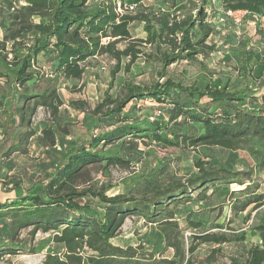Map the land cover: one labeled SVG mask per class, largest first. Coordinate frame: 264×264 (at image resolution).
I'll list each match as a JSON object with an SVG mask.
<instances>
[{"label":"trees","instance_id":"16d2710c","mask_svg":"<svg viewBox=\"0 0 264 264\" xmlns=\"http://www.w3.org/2000/svg\"><path fill=\"white\" fill-rule=\"evenodd\" d=\"M89 1L0 0V78L4 79L0 107L6 125L0 157L10 160L15 153H26L27 139L35 134L31 116L38 107L56 119L63 101L54 76L80 80L87 58L104 54L113 59L112 82L116 73L129 71L135 59L143 56L157 64L156 78L141 83L127 79L114 98L105 90L103 99L90 112L92 127L99 128L107 118L115 120L96 135L74 142L52 163L51 171L43 166L30 176L27 186L21 179L2 181L6 185L3 191L22 188L24 194L17 200H0V258L35 253L26 238L19 237L22 229L30 228L29 241L38 231H53L52 240L62 248L60 254L46 253L40 264H264V219L252 227L260 242L247 245L244 232L209 231L223 225H207L193 211L177 215V204L205 200L209 189L226 191L231 184L242 187L225 193L228 199L217 209L221 213L228 204V222L247 208L249 217L250 211L264 202V186L254 181L256 169L264 170V107L246 106L248 98L264 89V62L249 65L252 55L246 48L239 58L243 77L257 82L254 90L247 81L232 86L222 85L219 79L212 81V74L199 60L214 48L206 42L213 30L206 21L207 0H191L179 11L176 8L183 0L139 1L133 11L122 14L115 10L116 0H94L91 5ZM216 1L223 10H245L243 21L260 28L264 0ZM135 23L141 26L144 37L132 34ZM119 43L124 45L119 47ZM123 57L127 61L121 67ZM182 61L196 62L208 76L204 74L199 82L183 68L179 77L173 76L170 65ZM188 78L192 81L187 82ZM132 100L167 105V120H147L157 124L154 129L129 121L121 112ZM169 124L174 129L171 140L160 133ZM42 132L53 144L54 127ZM126 138H148L175 147L206 145L240 150L253 156L255 162L240 170L197 160L196 172L184 179L149 182L137 194H107L110 185L91 181L89 167L124 163L118 152L104 148ZM128 215L157 227L161 245L156 253L140 244L134 247L113 242ZM200 227L205 229L192 232L186 247L184 231ZM204 242L213 246L206 257L198 259L193 252ZM228 245L231 248L225 252ZM167 249L171 250L169 256L164 255Z\"/></svg>","mask_w":264,"mask_h":264},{"label":"rangeland","instance_id":"374dc122","mask_svg":"<svg viewBox=\"0 0 264 264\" xmlns=\"http://www.w3.org/2000/svg\"><path fill=\"white\" fill-rule=\"evenodd\" d=\"M144 1L145 3H155L158 0H124V3L136 5L137 2ZM192 3L191 0H183L176 8L177 11L182 9V6H187ZM221 7L216 0H207L206 13L210 14L213 27L212 33L207 38L209 44L214 45V49L222 50L223 57H219L213 52L206 57L199 56L204 67H207L212 74L211 79L221 80V84L232 86L234 84L245 83L247 80L243 77L239 69V58L246 48L251 51L252 59L249 65L254 63L264 62V25L259 22L260 28L248 21H243L239 26L240 33H235L234 25L229 22H217L220 15ZM131 32L135 37H139L142 33L141 26L135 23ZM105 38L103 41H106ZM247 43V44H246ZM246 44V45H245ZM124 44L119 43L122 47ZM127 58L121 60V67L126 63ZM115 61L109 56L104 55L102 58L94 59L90 62L92 70L87 73L91 78L88 79L86 73L83 74L80 80L65 79L54 76L57 92L62 98L63 104L59 107V112L56 119L52 118L48 112L38 107L31 116V128L35 130V134L30 142L26 143V153H15L10 157V160L0 157V200L3 198L19 199L23 194L22 188L5 192L2 181L7 183L21 179L27 186L29 178L33 174H37L39 170L45 166L48 171H51L52 163L58 161L62 154L66 152L76 141L88 139L91 134L96 135L102 130L109 128V123H112L115 118L104 120L99 128L92 127L94 122L90 117L92 108L103 99L105 90L114 98L118 95L121 86L125 80L136 82H148L156 78L155 70L157 64L152 61H147L143 56L135 59L130 65L129 71L120 70L115 74L111 82L110 70ZM105 65V69L101 65ZM170 66V71L175 77H179V71L183 66L190 77L198 78L199 82L204 80V70L200 68L196 62H179ZM42 65V62L39 63ZM181 67V68H180ZM257 68V67H256ZM206 77L208 76L205 74ZM192 78H188L187 82H191ZM96 82V83H95ZM249 87L256 89L257 82L248 80ZM4 83V79L0 78V85ZM111 83V87H109ZM264 89L256 92L254 98H248L246 106H261L264 107V98L261 94ZM70 102L75 103V106L70 105ZM157 102L143 100L129 102L121 112V116L129 121L138 122L140 125L154 129L157 124L149 123L147 115L157 106ZM4 105V104H3ZM5 105H7L5 103ZM163 111V116L160 123L167 120V105L158 104ZM120 117V116H119ZM104 119V118H103ZM12 123V121H11ZM54 127L55 137L53 144L49 139H46L43 129ZM161 129L160 133L166 139H172L173 128ZM6 127L4 122V114L2 106L0 107V142L3 138L2 131ZM67 131V132H65ZM107 152H118L124 159V163L111 164L107 168H101V164H95L89 167V177L91 181L98 184L110 185L107 194L116 193H133L137 194L149 182L166 183L173 178L184 179L196 172L197 160L207 164H225L231 165L235 169L244 170L254 165L255 159L245 151L228 150L218 146L198 145L192 147H175L171 145H163L160 142H153L148 138L144 140L135 138H126L125 140L116 141L105 148ZM264 158V154H263ZM8 165L12 168L9 170ZM254 181H258L264 186V170L256 169ZM242 186L237 184L229 185L226 191L222 189H209L206 193L208 198L198 202H188L177 204L178 217H182L187 211H193L195 217L205 221L207 225L219 223L222 228H213L209 231L226 232L228 234L244 232L246 237L244 242L248 245L254 243L258 238V234L252 230V227L259 221L264 219V202L256 209L250 211L251 215L246 216L250 210L239 212L237 216L228 222V204L223 205L221 213H218V207L222 206L221 201L228 199L225 193L232 190H238ZM39 187L35 188V191ZM6 197V198H5ZM228 227L229 229H227ZM30 228H25L20 231L19 237L26 238V243H29L35 253H21L15 255H4L0 258V264H40L44 255L48 252H62V248L52 240L53 231H38L34 235V239L29 241L27 232ZM205 228L198 229L188 228L183 233V241L187 247L191 242L192 232L198 234ZM234 231V232H233ZM113 242L125 246H137L140 244L146 251L157 252L161 240L159 232L155 225L145 224L141 218L136 215H128L125 217L121 228L114 237ZM213 244L209 242L200 243L197 245L193 256L201 259L206 257L212 248ZM224 251H229L231 245L224 246ZM170 249L164 252V255L169 256ZM223 261V258L219 262Z\"/></svg>","mask_w":264,"mask_h":264},{"label":"built area","instance_id":"2783aa9c","mask_svg":"<svg viewBox=\"0 0 264 264\" xmlns=\"http://www.w3.org/2000/svg\"><path fill=\"white\" fill-rule=\"evenodd\" d=\"M133 9H134V5H132V4H127V3H124V2L121 3L120 0H116L115 1V10L119 14H122L125 11H130L131 12V11H133ZM245 15H246V11L245 10H231V9L223 10V9H221L220 15L217 18V22H220V23L229 22V23H231L232 25H234L235 33L238 35L240 33L238 28L242 24L243 18H244ZM206 21L208 23L211 22L210 14L208 12L206 13ZM259 22L261 23V25H264V16H260L259 17ZM104 39L105 38H103L102 40H104ZM213 54H216L219 57H223L222 50H220V49H214L213 50ZM101 68L105 69V65L102 64ZM162 116H163V111L157 104V106L153 109V111L150 112L147 115V120L149 122H154V121H157ZM32 138L33 137H29L27 139L28 142H30L32 140Z\"/></svg>","mask_w":264,"mask_h":264},{"label":"crops","instance_id":"0c3cea01","mask_svg":"<svg viewBox=\"0 0 264 264\" xmlns=\"http://www.w3.org/2000/svg\"><path fill=\"white\" fill-rule=\"evenodd\" d=\"M93 1L94 0H90L89 2H88V4L89 5H91V4H93ZM141 31H142V29H141ZM145 36V33L142 31V33L139 35V37H144ZM206 42H207V40H206ZM208 43V42H207ZM104 56V54L102 55V54H100V55H95V56H93V57H91V58H87L86 60H85V63H84V73H86V75H88V79L89 78H91V76H89V74L87 73V71L88 70H92V67L89 65L90 64V62L92 61V60H94V59H98V58H102ZM182 62H185V61H182ZM255 64V63H254ZM254 64H253V66H254ZM173 65H175V63H173V64H171L170 66H173ZM178 66H180V64L178 63L177 64ZM182 68H183V66H181ZM180 67V68H181ZM181 68V69H182ZM96 83V82H95ZM157 104V103H156ZM18 190V189H17ZM13 191H15V190H13ZM6 198V197H5ZM5 199L3 198V200L2 201H4ZM255 242H257V243H259L260 242V239H259V237L256 239V241Z\"/></svg>","mask_w":264,"mask_h":264}]
</instances>
